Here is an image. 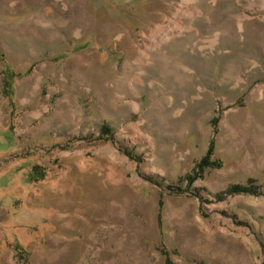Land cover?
Listing matches in <instances>:
<instances>
[{
    "label": "rangeland",
    "instance_id": "374dc122",
    "mask_svg": "<svg viewBox=\"0 0 264 264\" xmlns=\"http://www.w3.org/2000/svg\"><path fill=\"white\" fill-rule=\"evenodd\" d=\"M164 248L264 264V0H0V264Z\"/></svg>",
    "mask_w": 264,
    "mask_h": 264
},
{
    "label": "trees",
    "instance_id": "16d2710c",
    "mask_svg": "<svg viewBox=\"0 0 264 264\" xmlns=\"http://www.w3.org/2000/svg\"><path fill=\"white\" fill-rule=\"evenodd\" d=\"M10 88H11V78L10 76H5L4 77V89L6 92H9ZM212 150H213V144L211 143L207 154L198 163V168L203 169L204 167L212 163L210 161V155L212 153ZM217 165H220V164H217ZM31 177H33L36 180V179H40V177H43V176L41 172L34 169L31 172ZM241 190L242 188L240 186H234L233 189H231V191L233 192H236V191L238 192ZM14 248H15V253H16L15 255L18 258V260L26 261L27 251L24 249V247L21 244L16 243ZM163 254L165 255V264H175V262L170 257V252L166 248L163 249Z\"/></svg>",
    "mask_w": 264,
    "mask_h": 264
}]
</instances>
